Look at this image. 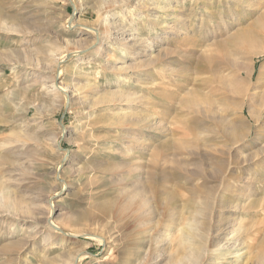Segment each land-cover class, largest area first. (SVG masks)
<instances>
[{
    "label": "rangeland",
    "instance_id": "1",
    "mask_svg": "<svg viewBox=\"0 0 264 264\" xmlns=\"http://www.w3.org/2000/svg\"><path fill=\"white\" fill-rule=\"evenodd\" d=\"M206 1L0 0V264H73L83 252L77 264L144 258L129 236L139 228L128 198L136 178L148 177L181 211L210 201V191L219 196L225 203L205 221L238 237L244 263L264 264V165L244 163L261 157L264 122L238 95L206 88L224 105L193 110L185 93L205 89L199 79L214 72L231 75L227 37L256 30L254 5L263 0L234 3V22L227 0ZM177 15L187 16L180 36ZM255 62L257 74L264 56ZM113 91L134 97L119 101ZM151 201L162 235L171 222Z\"/></svg>",
    "mask_w": 264,
    "mask_h": 264
},
{
    "label": "bare ground",
    "instance_id": "2",
    "mask_svg": "<svg viewBox=\"0 0 264 264\" xmlns=\"http://www.w3.org/2000/svg\"><path fill=\"white\" fill-rule=\"evenodd\" d=\"M239 2H240L239 0H227V3L231 4L232 6L229 5L228 11L224 12V15L226 13V16L229 17V14H231V17H233V22H234V20H236L240 16V14L239 13L237 14L236 10L233 9V4L235 3L237 5ZM116 3L117 2L113 3V5H110L106 11H110L112 7H114L115 5L118 4V3L117 4ZM206 3H207L206 0H202L203 5L204 4L206 5ZM247 5H245V7ZM158 6L155 5V7H153V10H155V11L159 10L160 7H158ZM254 6L253 7H254L255 12H256L254 14L258 15V17H256V21H254V23H255L254 25L257 26L256 30L255 31H250V30L247 31L245 29L244 30H237V32L232 34L230 37H227V38H229L228 44H226L227 42L226 43L224 42L229 47V49L233 51V54L230 56L231 57V61H230L231 75L229 73L228 74L223 73V72L217 73V72L213 71L214 74H213V76L211 75L212 77L210 76L211 78L208 76L209 78L199 79L200 83H201V81L203 82L202 84H204L205 89H201V90H199L198 88L197 89H192V88L189 89L187 87L188 91L185 93H187V96L189 95L188 96L189 98H190V96L192 98V99L188 98L189 99L188 103H189V105H191L194 108L193 110H198L200 107L211 108L214 105H216L217 103H218V105H221V106L224 105V103L218 101L217 99H213L214 97H212V95H211V97H209L210 95L208 96V94H207L208 91L206 92V90H207L206 88H208L209 91L214 90L213 92H217V93L219 92L220 94H222V96L223 95L227 96L228 93H231V94H234L236 96L238 95L240 97H243V103L241 105L243 107V109L245 107L249 108V115L252 117V119L254 120L255 123L262 122V121L264 122V63L260 65V67L258 69V73L255 74V72H256L255 59L264 56V45L262 44V43H264L263 42L264 41V0L261 2L259 1V3H257ZM247 7H249V5ZM100 8L101 7H99V9ZM206 10L210 11L211 9L209 7H207ZM212 15L211 16L213 18H215L216 15L215 14H212ZM168 16L170 17V15H168ZM186 18H187V16H186ZM186 18L182 15L176 16V22H177V24H179L181 26V28L174 27V32H173L174 34L176 33L177 35H179V34L181 35L183 33L185 34L188 32V28L186 27V23H185L187 21ZM205 22L206 21H204L202 19V26L204 25ZM233 22L232 23L230 22L231 25L233 24ZM206 24H207V22H206ZM225 24L229 25L227 23H225ZM165 26L166 25H163V27H165ZM227 27H229V26H227ZM183 30L184 31L186 30L187 32H183ZM91 31H92V33H94L96 35V40H100V33L96 30H91ZM109 33H107V35L105 33L104 34H105V36H109L110 35ZM221 42H223V41H218L219 44ZM139 44H141V43H139ZM147 45H148L147 43H144L140 49L146 50L145 48L148 47ZM201 45H203V44H201ZM227 46H223V44H222L221 48L223 50L227 51V50H229V49H227L228 48ZM100 49L103 50V42H101ZM148 50H150V49H148ZM218 51H219V49H218ZM228 53L229 52L227 51V53H226L227 56L229 55ZM99 54H101V53H99ZM75 55H77V53L72 54L70 56H75ZM159 56H161L160 53L158 54V59H159ZM63 58H64V56L60 57L58 62L62 61ZM156 58H157V55H156ZM242 59H245L247 61V64L245 66L242 65V63L240 62V60H242ZM162 61L163 60H161V62ZM149 64H147V65L149 66ZM202 64H203V62H202ZM144 69H145V67H144ZM162 69H163V67H162ZM169 71H171V70H168V72ZM200 83H198V84H200ZM52 84H55V83L52 82ZM120 84H122V83H120ZM123 84H125V83L123 82ZM215 84H217V85H215ZM214 86L215 87L217 86V88L214 89ZM56 91L63 92L64 94H66V91L62 90L59 87L56 88ZM108 94H110L109 95L110 98L112 97L114 99H118L119 101H124V100H128V99L130 100L134 97L132 95L133 93L131 94V93L122 92V91H113V92H109ZM187 96L185 95L183 97V99H186ZM165 97L170 98L169 96L164 94V98ZM136 98H138V97H136ZM186 102H187V99H186ZM186 102H185V104H186ZM192 107H191V109H192ZM258 107L261 110V114L258 117H254V115H253L254 110ZM146 126H148V124ZM147 129H149V128H147ZM259 155H261V157L257 156L258 158H256L255 162H252L250 159H246V160H244V163H247V165H249V166L256 165V167L261 166L262 164L264 165V148H263L262 152L259 153ZM142 157L143 156H141V158ZM151 160L152 159H150L149 161H151ZM153 161H154V159H153ZM222 167H223V165L219 164V169L215 172L216 175H220V173L222 172ZM136 173H138V172H136ZM136 179H137V181L138 180L139 181L138 182L136 181V183L133 182L134 184H136V187H134L131 190V192L129 193L128 203H129V206H130V209L132 212V218L136 222L135 223L136 228L138 227L139 229L137 230V232H138L137 235H129V236L131 238L134 236L135 241L138 243V245H140L139 247L142 248V250H146L147 253L145 251L146 254H145L144 258H141L140 255L134 254L130 258H125L123 261H129L128 263H130V264H146V261H147V264H159L160 262L162 263L165 260H167V261H165L166 264H210V263H213V264H249L246 257L245 258H246L247 262L244 263L242 261V258H243L245 253H241L242 250L238 249L239 248L238 237L236 235L231 236L230 234L232 232H227L228 229L225 227L223 228V226L221 227L220 225H216V226L211 227V225L210 226L208 225L209 221H207V222L205 221L206 220L205 217L207 216V212L209 210H213L216 203L220 202L221 205L225 203L224 200H222V199L218 200L219 196H216V194H214L213 192L210 191L209 192V195L211 197L210 201H207L205 203H201V206H199L200 202H196L195 205L196 204L197 205L194 206V208L191 209L190 211H186V210L181 211V210L176 209L175 206L170 207V205H173L174 203H176L173 196H170L168 194L164 195L165 197L160 196L159 191L154 190V186H153L154 180H155L154 177H148V179L146 180V183H144L142 185H139L140 179H138V178H136ZM151 192H152V195L154 197V200L159 201L161 204L165 205V211H166L165 215L171 222V224H168L164 227L163 230H165V231L162 234V235H164L163 237L160 234L162 231L161 228L159 229L160 223L158 221L154 220L155 216H156V214H155L156 211L152 207L149 208L150 203L152 204L151 200L153 197L151 198L149 195L147 196V194L151 193ZM50 202L52 205H54L52 198L50 199ZM187 203L188 202H186L185 208L187 207ZM156 208H157V206H156ZM163 208H164V206H163ZM172 208H173V210H172ZM52 212H53V208L51 210V214H52ZM152 216H154V217H152ZM53 226H54V228L60 229L59 226L57 225V223L56 224L53 223ZM172 228L177 229L178 233H179L178 237L175 239H171V236H170V235H172L170 233ZM63 232H65V231L63 230ZM48 240H50V238H48ZM224 241L226 243L223 244ZM128 242H130V240H128ZM167 245L170 246V248H169L170 251L168 250V253H167V248L165 247ZM156 251L158 252L157 257H156V255H153V253ZM87 255H88V253H84V252H83V254L82 253L78 254L74 258L73 264H77L79 261H82L85 257H87ZM70 261H72L71 258H70Z\"/></svg>",
    "mask_w": 264,
    "mask_h": 264
}]
</instances>
